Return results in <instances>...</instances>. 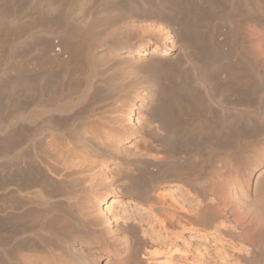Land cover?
Masks as SVG:
<instances>
[{
	"label": "rangeland",
	"instance_id": "obj_1",
	"mask_svg": "<svg viewBox=\"0 0 264 264\" xmlns=\"http://www.w3.org/2000/svg\"><path fill=\"white\" fill-rule=\"evenodd\" d=\"M108 1L109 0H0V216L3 212H21L24 209L26 210V207H18L16 210H9L8 207H10V204H7L9 202V197H11L10 201L13 198L14 202H16L20 200L19 198H21L22 195L28 199V197L25 196H28V193L15 192L16 189L13 185L9 186V184L6 185L7 183L4 182H6L7 163L11 162V158L14 154L9 153L11 151L10 143H14L17 147H14L13 152L19 151L22 154L26 152L25 155L23 154L26 158L25 160L28 159V162H33L34 145L37 139L35 119L40 112L44 111L46 114L53 113L58 115L60 110L59 107H68L72 105L73 108L69 106V108L72 109L70 111L72 114L88 102L86 103L88 107L84 105L87 108L84 107L81 114L84 119L98 116L103 113L109 115V110L112 109L111 105L114 102L110 98L103 99L104 96L102 94L105 93L102 92L108 89L111 91V85L113 83L109 82L110 79L108 78H110L109 76L116 70L106 74L102 73L100 76L99 71H103L104 67L98 62V57L103 53H109L110 50L112 51V48L104 44L106 34L108 32L110 33V31L112 33L113 29H117L116 27L123 30L122 28L126 27L127 20L124 19L125 22L123 19L114 23L112 21L105 22L104 16L98 15L100 12H116L113 10V7L109 6L111 9L109 10L108 5L106 4L105 6V2L108 3ZM149 1L154 2V0ZM169 1H171L169 3H175V5L178 2V0ZM179 1L180 3L182 1V3H188V0ZM132 2L135 3V5H140V0H118L121 9H129L128 6H130ZM51 5L53 7L56 5V13H54L52 7L53 11L50 10ZM175 5L173 4L171 8L174 9ZM103 6L106 7V9ZM196 6V16L194 19L195 21L198 20L196 26L199 25L197 27L199 32L201 31L202 33H200L201 37L205 40H203L204 45H206L205 47L211 50L215 47L214 49H217L221 56L228 53V56L232 58L231 61H233V63L236 61L235 64L230 63L231 65H228V69V63L224 61L221 62H224L223 64H225V66H222V68H225H220V71L218 70V72L214 74L215 76L213 75L215 77H213L215 82L218 81V84H216L220 88L218 89L220 94L212 92L209 102L204 100V104L206 103L205 105L207 107L204 106L205 109H203V111L200 110V112H196V117L199 120L202 119L201 121H206L208 119L204 116L211 111V114H215H212L211 123H214V121L215 123L219 121L223 123V121L225 122L224 119L229 120L230 118L231 122L229 125H231V128L234 126L233 130H236L235 134L237 133V135H231L229 137L232 138H229L224 134L217 133L216 135L218 131H214V136L212 135L213 138L210 140V142H212L207 143L204 141L206 137V131L204 129L201 130L200 135H194L193 138L191 136H185L183 138L184 140L181 139L183 142L180 140L181 143L188 144L187 146L160 145L158 142H153L149 137L146 139L150 142L151 147L155 149V151L152 152V156L163 157V159H167L169 162H175L176 166L170 165L165 167L166 170L169 168L168 171H170L169 173L172 176H175L173 179L187 178L196 183L198 182L197 185L207 190H205V192L208 193V195L210 194L209 202L207 201L209 208L202 212V216L199 214V219L195 217L196 220L194 222H190L188 218L183 216H180V218L178 217L179 221L182 219L180 222L176 220V218L173 219L174 217L170 216L171 213L168 212L169 210H171L170 212H180L191 216L196 215L195 213L198 207H201V199L189 193L181 183L171 180H164L155 185L151 184L152 186L146 184L147 186L149 185L148 188L151 186L150 189L147 190L154 189V191L152 190L154 200L167 209H160L159 211L145 207L147 202L144 203V207L141 206V204L139 205L137 202L138 200L117 189L110 192L103 190L101 187H97L93 190L94 192L90 191V193H85L81 189L77 192L68 191L64 193L60 190V194L59 191H57V193L62 196V201L64 200V202H66V205H63V203L61 204L64 210L70 209L75 212L78 211V209L74 207L75 202L78 200L82 203V206L84 205V208L87 207V209L85 208L87 211L90 210V213L93 212L92 216L87 220L95 224L91 225L94 226L93 228L95 231H98L100 235L102 234L104 243L108 246L117 243L120 246L126 244V239L123 240L125 237L124 233L117 232L115 226H117L118 223H128L129 221V223L131 222L141 227V236L143 235V238L154 245L155 248L159 249V252L170 251L172 254L171 261H169V263L166 262L167 264H264V234L260 235L257 241L249 237L252 228L264 223V210L259 206L253 207L254 201L256 203L254 195L255 181L260 172L264 169V0H200ZM202 7L205 10H203ZM101 8L104 9L102 10ZM79 10L86 11L87 14L91 16L94 14L95 16H93V18L91 17V21L85 20V22L79 19ZM51 11L54 13L53 15ZM95 12L99 13L96 14ZM55 14L59 15L61 18H57L58 16ZM100 17L104 20L102 18L100 20ZM69 18L72 19L70 20ZM105 25L109 26V31L103 32ZM87 26L88 28H86ZM75 28H78V31H76ZM134 29L138 33L141 32L138 26L132 30ZM72 30L77 33V35L75 32L73 34V36L76 35L77 37L76 39L74 37L73 40V43L76 42V44L70 43L66 38V35L70 34ZM162 34H164L162 37L165 38L166 45L168 48L170 47L169 51H164L160 48H156L155 51L160 55H164V57H169L171 55L170 53L174 52V48L171 47L172 39L164 32H162ZM40 42L48 43L51 46L49 49L50 51H47L46 54H41L39 51ZM79 43L80 45H78ZM67 44L73 51L74 56L70 53V55L68 54L66 49L68 48L70 50V48L67 47ZM229 44H233L232 47ZM64 45H66L67 48ZM227 45L232 49L230 48L229 50ZM149 48L153 50L154 46L150 45ZM57 49H60L61 52ZM71 50L70 52L72 53ZM231 50L234 53L231 52ZM54 54L57 56L55 57ZM188 59L191 60L192 58H187V61ZM70 61L74 62V64ZM181 65L185 69V77L189 75L187 77L189 80H186L187 82L189 81L188 84L193 83L195 80L197 81L196 75H198V72L195 71L194 75V71L189 70L190 64L186 65L181 63ZM56 69L58 73L61 72L59 74L56 73ZM53 73L54 75L56 73V78L53 76ZM40 76H42V79ZM228 76L235 78L236 81L234 82L237 84L230 81L231 78ZM43 79H46V82H44ZM237 80H239V82H237ZM17 82L18 84L22 83L20 85L21 87L19 86V88H17ZM59 82L62 83V86L60 88H54ZM52 87L57 90L60 89V91H55ZM240 87L241 89L245 88V92L243 90L245 94L243 98L238 97V90L236 88L240 89ZM192 89L201 94L200 90H197V88L195 89V87H192ZM109 90L108 92H110ZM218 95L219 97L217 98ZM91 98H93V100ZM132 101L130 100L132 104L130 108L129 106H125L127 108L122 107L123 109H117V112L119 111V113L122 114L123 119H127L125 120V124L132 127V133H134L132 136L125 135L123 137L121 144L118 146V151L120 152L117 151L120 153V157H126L127 153L130 155L134 152L138 153L139 149H143L144 146L141 141L142 136L137 134L136 131L140 129L141 123L143 124L145 122L146 116L142 112L140 99L137 98ZM210 102L213 103L214 106ZM209 104H211V106ZM127 114L129 117H127ZM202 114H204V116H202ZM225 114L227 116H224ZM128 119H131V123L128 122ZM71 123L75 124L76 122L71 120ZM71 123L70 125H72ZM24 127H26V132L21 129H24ZM217 129L216 127L215 130ZM16 132H19L18 134L20 135L23 134L22 137L16 136L18 135ZM24 135L26 137H24ZM8 136L11 137L9 140L12 141L14 139V142H8L9 148L6 143L9 141L7 140ZM18 137L21 141L17 139ZM190 137L192 139H190ZM16 140L19 142L18 144H15ZM226 141L229 142L227 143ZM223 145L226 146L224 147ZM6 148L8 149L6 150ZM125 150L128 152L126 153ZM3 152L9 154H4ZM31 152H33V154ZM4 155H6V157ZM239 156H241V161L238 158ZM120 164L121 163H119V167H121ZM2 166L3 168L1 169ZM119 167L110 165L108 168L104 169V173H106L104 175H106L105 177L106 179L108 178V181L113 179L111 174L112 171L114 172L115 168L118 170ZM110 177H112V179ZM106 179H104L103 176V182H107L105 181ZM142 180V182H144L146 178ZM9 189L12 190L10 191ZM91 193H93V195ZM23 196L21 201L26 203L28 200L24 201ZM88 197L90 198L87 199ZM229 207H231L233 211L230 215L227 211ZM254 209H259L261 212H252ZM210 217L228 220L229 223L225 224L224 227H226V230L230 234H223L221 232V229H223L222 226H215L211 224V222H208ZM72 222L74 221L72 220ZM62 223V227L64 230L66 229L65 231L68 232V234L74 233L76 236L81 235L80 232L74 230L70 222L64 220ZM72 229L78 233L71 232ZM1 231L2 230H0V253L2 254L8 246L3 247L4 245L1 246V244L3 241V243H5L9 240H3L5 233L3 231L1 233ZM233 235L237 240L233 239ZM121 243L125 244L122 245ZM247 250H253L255 253H258L256 254L258 257L249 255ZM245 251L248 254H246ZM1 254L0 258H2ZM106 257L107 254H105L104 251L99 252L92 260V263L104 264ZM116 258L118 261L123 260V256L121 255L116 256ZM150 264L165 263L153 261L150 262Z\"/></svg>",
	"mask_w": 264,
	"mask_h": 264
},
{
	"label": "bare ground",
	"instance_id": "obj_2",
	"mask_svg": "<svg viewBox=\"0 0 264 264\" xmlns=\"http://www.w3.org/2000/svg\"><path fill=\"white\" fill-rule=\"evenodd\" d=\"M199 1L188 0V3L186 4L185 2L182 3L183 1L180 3V1L178 0L176 5L175 3H173L175 5V8L173 9L171 8L173 4L169 3L171 2L169 0H154V2L149 0H140V5H135V3L132 2L131 5L128 6L129 9H121L119 7L118 0H109L108 3L105 2V6L107 4L108 7H113V10H115L116 12L110 11V13H107L105 11H102L100 12L101 14L99 12H95L96 14L99 13L98 15L100 16H104L103 18H105V22L112 21L114 23L116 21L119 22V20L121 19L127 20V24L125 25L126 27H123V30H120L119 27H116L117 29H113L112 33L110 31V33L108 32L106 34L104 44L109 46V48H112V51L110 50L109 53H103L98 57V62L102 67H104L103 71H99L100 76L102 75V73L106 74L108 72H113L116 70L113 74H111V76H109L110 78H108L110 79L109 82L113 83L111 85V91L109 89L108 90L110 92H108V90H105L107 93L103 91L102 93L105 94H101L104 97L99 94L103 97V99H112V101L114 102L111 105L112 109L109 110V115L103 113L98 116L88 117L86 119H84L81 114L84 107H88V104L86 105V103L88 102L84 104L85 106L83 105L82 108L72 114L70 112L72 109L69 108L70 105L68 107H59L60 110L58 109V115L53 113L46 114V112L44 111L40 112L35 119V131L37 134V139L35 140L36 142L34 145L33 162H28V159L25 160L26 158L24 155L26 152L23 153L24 155L19 151L13 152L16 145H14V143H10L11 151L8 152L14 154L11 158V162H9L10 160L8 159L9 163H7L6 182L4 183H7L6 185L9 184V186L13 185L16 189V191L14 190L15 192H27L28 196H25L28 197V199L23 195L22 196L24 197V201H28L26 203L21 201L22 196L21 198H19L20 200L16 202H14L13 198L11 201V197L8 198L9 202L13 201L12 203H9L7 201V204H10V207H8L9 210H16L18 207H26V210L24 209L25 211L23 210L21 212H3V214L0 216V230L5 233H3L5 235L3 237V240H9L5 243H3V241L1 244V246L4 245L3 247L8 246V248L6 247V250L2 252V254L0 253L2 257L0 258V264H93L92 260L94 259V257H96L97 254L102 251L107 254L104 264H150V262L153 261L167 264L169 263V261H171L172 254L170 253V251H162L163 253L166 252L164 254L162 252H159V249L155 248L154 245L143 238V235L141 236V227L135 225L134 223H129V221L128 223H118L117 226H115V230H117V232L124 233L125 237L123 240L126 239V244L121 243L122 245H125L120 246L116 242L117 244L109 246L106 245L104 243L102 234L100 235L99 232L95 231V229L93 228L94 226L92 225L95 224H92L91 222H89V220H87L92 216L93 212L90 213V210L87 211V207H85V209L84 205L82 206V203H80L78 200L77 202H75L74 207H76L79 212H75L74 210L70 209L64 210L61 204L63 203V205H66V202H64V200L62 201L63 198L59 194L60 190H62V192L64 193L68 191L77 192L79 189H81L85 193H90V191H93L97 187H101L103 190L110 192H112V190L114 189H117L122 193L132 196L133 198L138 200L137 202L139 205L141 204V206L144 207V203L147 202V205H145V207L150 208L151 210L159 211L160 209L164 210L165 208L162 207L160 203L154 200L152 196V190L154 191V189H147H150V187L152 186L151 184L155 185L157 183L163 182L164 180H171L173 182L181 183L189 193L193 194L198 199H201V207H198L195 213L196 215L191 216L180 212H170L171 210H169L168 212L171 213L170 216L174 217L173 219L176 218V220L179 221L178 217L180 218V216H183L185 218H188L190 222H194L196 220L195 217L200 216L199 214H201L202 216V212L206 211L209 208L207 201L210 199V194L208 195V193L205 192L206 189L204 190L203 188H201V186L197 185L198 182L196 183L195 181L188 180L187 178L173 179L175 176H172L169 173L170 171H168L169 168H167L166 170L165 167L170 165L176 166L175 162H169L167 159H163V157L160 158L152 156V152H154L155 149L151 147L150 142L146 139L149 137L153 142H158L160 145H186L181 143L183 142L181 139H183L185 136H191L193 138L194 135H200L201 130L204 129L206 131V137L204 141L207 143L212 140L214 131H218L216 132V135L217 133L227 135L228 137L231 135H237V133L235 134L236 130H233L234 126L231 128V125H229L231 122L230 118L229 120L224 119L225 122L223 121V123H221V121L216 123L214 121V123H211L210 120L212 119V114H214H211V111L208 113L205 111L207 113L206 116L202 114V116L208 119L206 121H201L202 119L199 120L196 117V112L198 113V111L200 112V110L203 111V109L207 107L205 105L206 103L204 104V100L206 102H209L212 92H217L218 94H220L218 92V89L220 88L219 86H217L218 81L215 82V79H213V77L215 76L214 74L217 73L218 70L222 68V66H225V64H223L224 62L228 63L227 69L231 64H235L236 62L235 61L233 63V61H231L232 58L228 56V53L224 56H221L218 53L217 49H214L215 47L213 48V50L205 47V40L203 39V37H201V31L199 32L197 27L199 25L196 26L198 20L195 21L194 19V17L196 16L195 6ZM51 7L54 9V13H56V5V8L52 5L50 6V8ZM52 8L50 10H52ZM104 8L106 9V7ZM108 9L111 10L110 7ZM82 10H79L80 12L78 14V17L83 21H89L91 17L93 18V16H95L94 14H92L93 16H91L87 14L86 11ZM52 11L51 13L53 15L54 13ZM57 16V18H61L59 17V15ZM101 18L102 17H100V20ZM137 26L141 30V32L139 33L135 29L132 30ZM86 28H88V26ZM77 29L75 28L76 31H78ZM108 29L109 26L105 25L103 28V32L109 31ZM72 31H70V34L66 35V38L70 43L76 44V42L73 43V40L74 37L75 39L77 38V33L75 31ZM74 32L76 33L75 36H73ZM162 32L170 36V38L172 39L171 47L174 48V52L170 53L171 55L169 57H164V55H160L155 51L156 48H160L164 51H169L170 47L168 48V46L166 45L165 38L162 37L164 35L162 34ZM78 45H80V43ZM150 45L154 46L153 50H150ZM232 45L230 46L232 47ZM64 46L66 47V45ZM70 46H68L67 44V47L70 48ZM231 47H229V50ZM50 48L51 46L46 42H40L39 44V51L41 52V54H46L47 51H50ZM66 50L68 51V54L70 53L71 55H73V51L71 50V48L70 50L72 51V53L68 48ZM231 52L233 51L231 50ZM54 55L55 57L57 56L56 54ZM187 58L192 59H188L187 61ZM222 61L224 62L221 63ZM72 63L74 64V62ZM181 63H184L186 65L190 64L189 70L194 71L193 74L195 73V71L198 72V75H196L197 81L193 80V83L188 84L189 81L187 82L186 80H189L187 78L189 75L185 77V69L182 67ZM56 73H58V70ZM56 73L55 75L53 73L54 77L56 76ZM231 76H228L231 78L230 81H236L235 78H232ZM40 77L42 79V76ZM44 82H46V79L44 80ZM60 82L55 85L54 88H60L62 86V83ZM237 82H239V80H237ZM234 83L237 84L236 82ZM21 84L15 85L17 86V88H19ZM192 87L200 90L201 94H199L198 91V93L194 91ZM236 89L235 90L238 93V97L243 98L245 95V88L241 89L240 87V89ZM54 90L56 91L57 89ZM57 91H60V89ZM218 97L219 95L217 96V98ZM137 98L140 99L142 112L146 116L145 122L143 124L141 123L140 129L136 131L137 134L142 136L141 141L144 146L143 149H139L138 153L134 152L132 155L127 153L128 151L125 150V152L127 153L126 157H120V153H118L120 152L118 151V146L119 144H121L123 137L125 135L132 136L134 135V133H132V127H130L128 124H125V120L127 119H123L122 114L119 113V111L117 112V109L120 110L119 108L125 106H129L130 108V106L132 105L130 100L132 101ZM91 99L93 100V98ZM211 104L213 105V103ZM211 104L209 105L211 106ZM70 107L73 108L72 105ZM224 116L227 115L225 114ZM127 117H129L128 114ZM71 120L75 121L76 123L72 124ZM130 120L128 122H130ZM70 123L72 125H70ZM215 124L218 128L217 130H215ZM26 127H24V129H21L24 131ZM22 135L18 134L16 136L22 137ZM25 135L24 137L27 136ZM8 137L7 140L11 138L10 136ZM191 137L190 139H192ZM17 139L19 140L20 138L18 137ZM10 141L11 140L7 142L5 141L7 143V147L9 144L8 142ZM12 141L14 142V139ZM18 143L19 142H17L16 140L15 144ZM8 148H6V150ZM3 153L9 154L5 152ZM31 153L33 154V152ZM4 156L6 157V155ZM240 157L241 156H239L238 158L240 159ZM119 163L122 164H120L121 167H119ZM110 165L117 166L119 167V169L116 170L117 168H115L114 172H110L113 176V179L112 177H110L112 180H110L109 178L110 181H108V178L106 179V175H104L106 174L104 173V169L108 168V166ZM2 168L3 166L1 167V169ZM103 176L104 179H106L105 181L107 182H103ZM144 178H146V180L142 182V179ZM146 184H149L151 186L148 188L149 185L147 186ZM254 189L256 203L254 201L253 207L255 208L256 206H259L262 210H264V169L256 178ZM57 191H59V194L57 193ZM91 194L93 195V193ZM89 198L90 197H88L87 199ZM227 211L229 212V215L233 212L231 207H229ZM252 212L261 211H259V209H254ZM64 220L70 222L71 225H73L74 230L80 232L81 235L76 236L74 233L68 234V232L65 231L66 229L64 230V228L62 227V222ZM72 220L74 222H72ZM208 222H211V224L215 226H222L223 229H221V232L223 234H230L226 230V227H224L225 224L229 223L228 220L217 217H210V219H208ZM76 231H73L72 229L71 232ZM262 234H264V223L262 225H256L254 228H252L250 230L249 237L254 238L257 241L259 236ZM234 235L233 239H236ZM247 251L249 255H252L253 257L257 256L256 254H258L253 250ZM248 253L246 252V254ZM118 255L123 256L122 261L117 260L116 256Z\"/></svg>",
	"mask_w": 264,
	"mask_h": 264
}]
</instances>
